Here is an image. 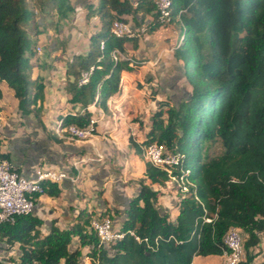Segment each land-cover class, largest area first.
<instances>
[{
  "label": "trees",
  "instance_id": "obj_1",
  "mask_svg": "<svg viewBox=\"0 0 264 264\" xmlns=\"http://www.w3.org/2000/svg\"><path fill=\"white\" fill-rule=\"evenodd\" d=\"M48 1L60 18L75 9L70 0ZM28 2L0 0V97L5 83L17 97L21 114L33 112L39 120L44 83L40 76L32 78L29 73L33 43L29 30L35 23ZM86 8V18L98 15L101 27L88 35V48L80 61L87 70H79V77L81 71H87V82L79 84V78L67 77L69 101L107 109L109 96L120 88L121 70L133 69L128 60L111 56L115 48L126 52L124 43L132 37L116 36L112 21H126L125 13L135 18L139 11H153V20L161 23L154 0H136L135 4L130 0H96L88 2ZM178 14L184 31L173 54L187 67L184 75L191 91L178 105L159 101L141 143L132 134L128 136L139 156L144 145L157 140L180 155L174 173L189 169L186 178L193 185L188 183L179 196L177 214L172 217L160 207V192L152 186L169 181L170 176L145 160L144 175L149 183L141 179L120 223L124 230L134 229L140 241L127 232L115 244L105 246L89 228L90 219L85 216L89 212L83 209L71 227L59 228L52 223L42 234L37 227L39 218L33 213L20 214L12 223L0 222V248L19 246L15 264H61L62 259L63 264H80L83 245L88 246L89 264H192L196 255L222 254L227 249L223 236L230 226L243 231L244 264H253L258 253L254 248L264 233V0H172L173 18ZM146 29L135 30L133 37ZM133 45L137 46L135 40ZM80 55L74 53L67 61V76L69 70L78 74L73 68ZM90 114L86 109L66 114L64 119L85 125ZM210 139H219L223 145L213 156L207 155L205 145ZM8 156L0 149V157ZM60 190L57 182L45 184L48 195H58ZM75 236L77 245L70 247ZM0 264H4L1 259Z\"/></svg>",
  "mask_w": 264,
  "mask_h": 264
},
{
  "label": "crops",
  "instance_id": "obj_2",
  "mask_svg": "<svg viewBox=\"0 0 264 264\" xmlns=\"http://www.w3.org/2000/svg\"><path fill=\"white\" fill-rule=\"evenodd\" d=\"M70 1L75 9L73 14L69 12L71 14L64 18L67 20L69 16H73L71 20L73 27L68 29L67 49L64 51L61 49V45H54V52L51 55V59H54L53 63L60 67L47 62L46 54L36 56L38 60L34 66H31V70L35 71L34 75L33 72L31 73L34 77H31L40 76L42 78L40 80L44 83V100L40 119L38 120L33 112L27 115L21 114L18 109L17 97L5 83L2 86L3 95L0 97V149L8 153V159L15 168L26 175L31 174L35 167L63 169L74 178H64L58 183L61 188L58 195H48L45 192L37 195L33 213L35 212V216L41 219V223L37 225L41 234L47 233L52 223L59 228L71 227L78 220L79 211L82 209L89 212L88 215H85L89 219L93 216L91 213L98 214L103 210H109L107 213H115L116 220L120 217L122 219V216L125 217V209L122 211L121 201L117 204L115 200H110V197L114 191H117L120 193V200H123L124 197L128 198L129 193L132 192H128L125 196V191H131L132 187L126 183V178H135L136 173L139 172L144 175L145 161L140 160L134 147L129 143L128 136L132 134L135 138L144 128L146 135L151 126L150 124L140 128L139 121L131 118L135 114L129 116L127 112L129 111L127 106L135 104L134 101L137 99L139 91L137 81L142 82L143 78L156 80L157 77L158 83L168 85L170 97H178L181 92L191 91L189 83L179 87L177 70L182 69L184 75V62L173 54L175 47L179 45L178 39L183 29L179 17H174L170 24L163 25L157 24L153 20V11L144 13L139 11L135 18L131 13H125V20L132 22L131 26L135 29L144 25L147 29L134 37L132 35L131 39L125 41L126 52L123 53L144 62L132 65L133 69L131 70H121L120 88L109 96L107 109H103L95 103L84 107L79 101H69L71 94L67 91L66 80L67 77L69 80L73 79V76L66 75L67 61L74 53H82V50H87L88 35L101 27L98 15L93 14L86 18L87 3H96V0ZM130 1L135 4L136 0ZM148 23L150 25H147ZM134 40L137 43L136 47H133ZM60 53H62L61 56ZM54 69L57 71H53ZM44 71L48 72V75L43 74ZM123 76L126 78L124 79ZM148 84L150 85V83ZM151 85L154 83L151 82ZM155 96L156 99L161 98L159 93ZM86 109L90 111V116L97 118L96 131L92 136L83 140H74L55 133L54 127L57 120L62 119L66 124L64 119L66 114L83 113ZM139 139L135 138L137 142L141 143ZM135 161L137 165L133 164ZM115 163L123 166L120 173L113 172L112 165ZM112 175L114 177L111 179ZM104 180L107 181L100 189L97 181ZM166 182H170V180ZM100 190L101 193H99ZM176 203L177 200L174 201L176 212L172 214V217H175L178 211ZM118 213L122 215L119 216ZM45 228V231L42 230ZM261 238L264 239V235ZM77 242L76 238L75 246ZM254 251L258 252L259 249L256 247ZM206 256L213 258L219 256L223 259L222 254ZM197 257L204 256L196 255L193 260ZM257 257L264 260L263 254L258 252L253 264H264L262 261L258 262ZM213 263L203 260L200 264ZM195 264L197 263L195 262Z\"/></svg>",
  "mask_w": 264,
  "mask_h": 264
},
{
  "label": "built area",
  "instance_id": "obj_3",
  "mask_svg": "<svg viewBox=\"0 0 264 264\" xmlns=\"http://www.w3.org/2000/svg\"><path fill=\"white\" fill-rule=\"evenodd\" d=\"M156 11L158 13L159 22L163 25H168L172 22V0H154ZM179 17V14L177 15ZM145 26L133 28L131 24L121 19H114L111 24V30L116 36L127 35L132 36L135 30H144ZM180 34V40L183 39V32ZM104 47V40L100 41V48ZM39 53L41 50L39 49ZM114 60H128L129 64H141L144 61L136 60L118 49L111 52ZM91 66L90 69H92ZM88 80V72L81 71L78 79L79 84H83ZM97 118L91 116L85 125H77L75 123H63L62 119L57 120L54 131L59 136H67L74 140H83L92 136L96 131ZM143 154L151 164L163 169L170 176V180L177 183L180 189L187 190L188 181L186 174L189 169H180L181 174L173 172L175 166L179 164L180 155L174 153L167 148L165 143L153 140L143 146ZM64 178L74 179L63 169H54L51 167H35L31 174H23L19 172L14 164L7 158L0 157V222L12 223L15 217L20 214L33 213L35 209L36 197L45 191L47 182L59 183ZM37 194V195H36ZM112 213L91 216L89 220V228L96 234L98 239L105 245L111 246L118 240L124 237L128 232L136 240H141L140 236L135 233L134 229L124 230L121 224L116 220ZM211 218L206 217L205 220ZM76 238V236H75ZM147 241V237L143 238ZM224 243L227 245L222 253L224 264H244L246 261L245 251L241 228L230 226L223 236ZM149 244V243H148ZM64 260L62 259L61 264ZM31 264H40L33 261Z\"/></svg>",
  "mask_w": 264,
  "mask_h": 264
},
{
  "label": "rangeland",
  "instance_id": "obj_4",
  "mask_svg": "<svg viewBox=\"0 0 264 264\" xmlns=\"http://www.w3.org/2000/svg\"><path fill=\"white\" fill-rule=\"evenodd\" d=\"M28 3L30 4L29 6L34 11L33 23L38 24L37 27H35V24L34 25L32 24L30 26V30H29L30 34L32 35L31 38L33 40L32 54H31L32 56H31V60H30L29 73L31 75V73L33 72V75H34L35 71L31 70V66H34L35 65L34 63L38 60L37 59L38 57H36V56H42V55L46 54V57H47L46 61L51 62V64H54L53 63L54 59H51V55L54 52L53 46L59 44V45H61V49H64V51L67 49L66 44H67V40L69 39L68 29L73 27L72 23H71L73 16L72 17L69 16L67 20L64 18H60L58 16L57 10L54 8V6L50 5V1H48V0H29ZM71 13L73 14L74 12L71 11ZM71 13H68V14H71ZM176 22L178 24V21H176ZM129 23L132 24V22H129ZM54 28H55V30H53ZM36 29L38 30V33H40L39 36H37L38 33L35 32ZM183 29H182V32L184 31ZM41 33H45V34H41ZM55 33H56V35H55ZM180 34H182V33H180ZM178 40H179L178 44H180L182 42V40H180V37ZM39 49L41 50V53H39ZM85 50L86 49L82 50L81 55L76 57V65L73 69L77 70L78 74H75L74 71L69 70V75L75 76L77 79L79 78V72H80L79 70H87V68L85 66L80 64V61L83 58V54L85 53ZM59 55L61 56L62 53H60ZM56 67L59 68L60 66L57 65ZM183 67H184V65H183ZM186 68H184V70ZM181 70L182 69L177 70V76H179V81H178L179 87L189 83V81L186 80V77L183 75ZM53 71H57V70L54 69ZM48 72H49V70H48ZM47 73H46V71H44L43 74L48 75ZM33 75H31V76L34 77ZM125 78H126V76H124V79ZM127 79H128V76H127ZM143 79L144 80L142 82L139 80L137 81V88L139 89V91L137 93V99L134 101L135 104H133V105L130 104L129 106H127V108H129V111H127L129 113V116H131L132 114H135L131 118H133V120L137 119L139 121L140 128H144L145 125L149 126L151 124L152 113L158 108V103L160 100L166 101L169 104L178 105L182 100H185L189 95V92H184V93L181 92L180 93L181 95L178 97H170L168 95L169 91H170L168 89V85L160 84V82L158 83L159 80L157 77H156V80H150L151 78L150 79L143 78ZM151 82H153L154 85H151ZM148 83H150V85ZM158 93H159V96L161 98L156 99L155 95ZM166 108H167V105H164L165 111H166ZM163 116L166 119L167 113L164 112ZM137 130H139V129L137 128ZM145 132L146 131L144 128V130H142L141 133L139 132V134L137 136H135V138H140L139 140H141V142H142L146 138ZM205 145H206L207 155H209V156H213L215 154H218L223 150V145L219 139L207 140ZM114 157H116V156H114ZM139 158L141 161L146 160L143 153L141 154V156H139ZM133 164L137 165V162L135 161V162H133ZM121 168H123V166L118 165V163H115L114 165H112L113 172L120 173ZM133 168L136 169L135 166H133ZM136 174L137 175L135 178H126V180H127L126 183L132 187V188H130L131 191H128V190L125 191L126 192L125 196H127L128 192H132V193H129L128 198L123 196L124 199L120 200V198H119L120 193H118L117 191H114V194L111 195V197H110V200H112V201L115 200L117 202V204L121 201L120 203L123 204V207L121 208L122 211L127 206V203L129 202L128 199L130 197H132L135 194V192L138 190V188L140 186L141 179H143V181L145 183H149L148 178H145L143 174H141L140 172L136 173ZM113 177L114 176L112 175L110 178L112 179ZM105 181H107V180L97 181V184H98V186H100V189L103 185H105ZM102 182H103V184H102ZM152 186H153V188L158 189L160 192L159 197H158V204L160 205V207H164L165 209H167L168 213L171 216H173L172 214H175V212H176V210L174 209V207H175L174 201L179 199V196L183 194V190L179 189L178 185H176L175 182L172 180H170V182H165L161 185L153 184ZM121 209H117V210L120 211ZM172 211H173V213H171ZM95 214H96V212L91 213V215H95ZM114 214L115 213H112L111 215L115 218ZM118 215L120 216L122 214L118 213ZM123 217L124 216H122V219L120 217L118 219V221L121 222L123 220ZM42 230L45 231L46 228L42 229ZM262 235H264V234H262ZM242 236L244 237L243 231H242ZM1 244H3V242L0 240V247L2 246ZM75 244H76V238L74 237L71 240L70 247H72V246L74 247ZM256 247L259 249L258 252L261 253V255L263 254V256H264V239L261 238L259 244ZM80 250H81V255L79 258L80 264H89V262H88L89 259H88V256L86 255L87 254L86 252L88 251V246L83 245V246H81ZM19 252L20 251H19L18 244H15L14 247L11 248V250H8V249L6 250L5 248L3 250L1 249L0 250V259L2 260V262L4 264H15L16 258H17V255L19 254ZM212 258L213 257H206V256L200 257V258L197 257L194 261L197 264H200L201 262H203V260L206 262H209V263L210 262H212V263L213 262H216V263L217 262H223V259L219 256L214 257L213 260H212ZM257 260H258V262H261V261L264 262V260H261L260 257H257ZM194 261L192 262V264H195Z\"/></svg>",
  "mask_w": 264,
  "mask_h": 264
}]
</instances>
